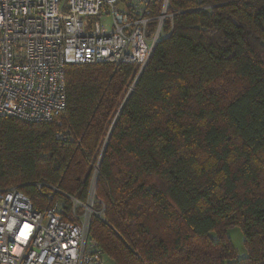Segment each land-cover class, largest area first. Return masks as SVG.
I'll return each mask as SVG.
<instances>
[{
  "label": "trees",
  "instance_id": "obj_1",
  "mask_svg": "<svg viewBox=\"0 0 264 264\" xmlns=\"http://www.w3.org/2000/svg\"><path fill=\"white\" fill-rule=\"evenodd\" d=\"M170 6L143 70L68 65L63 113L0 116V190L64 199L67 219L66 196L92 195L89 237L114 264H264V0Z\"/></svg>",
  "mask_w": 264,
  "mask_h": 264
},
{
  "label": "built area",
  "instance_id": "obj_2",
  "mask_svg": "<svg viewBox=\"0 0 264 264\" xmlns=\"http://www.w3.org/2000/svg\"><path fill=\"white\" fill-rule=\"evenodd\" d=\"M175 14L170 0H0V116L55 119L67 106L68 65L143 70ZM66 197L71 219L64 199L40 209L19 187L0 190V264L104 261L89 237L91 200L82 205Z\"/></svg>",
  "mask_w": 264,
  "mask_h": 264
},
{
  "label": "rangeland",
  "instance_id": "obj_3",
  "mask_svg": "<svg viewBox=\"0 0 264 264\" xmlns=\"http://www.w3.org/2000/svg\"><path fill=\"white\" fill-rule=\"evenodd\" d=\"M91 204L93 203V197H91ZM92 206V205H91ZM92 211V213H91ZM94 213L93 208L89 211L90 217ZM229 234L232 239V243L234 247L237 250V253L239 256H245L247 254L246 248L244 246V236L243 232L239 227H234L231 230H229ZM102 264H114L113 260L106 258L105 261Z\"/></svg>",
  "mask_w": 264,
  "mask_h": 264
},
{
  "label": "crops",
  "instance_id": "obj_4",
  "mask_svg": "<svg viewBox=\"0 0 264 264\" xmlns=\"http://www.w3.org/2000/svg\"><path fill=\"white\" fill-rule=\"evenodd\" d=\"M105 259H106V257H104V261H105ZM104 261H103V262H104ZM103 262H102V263H103ZM102 263H101V264H102Z\"/></svg>",
  "mask_w": 264,
  "mask_h": 264
}]
</instances>
